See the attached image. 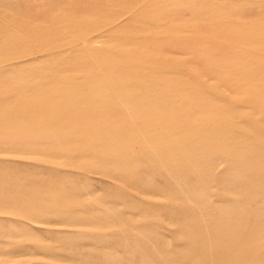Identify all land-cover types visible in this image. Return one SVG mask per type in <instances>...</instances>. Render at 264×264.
Here are the masks:
<instances>
[{
  "label": "rangeland",
  "instance_id": "374dc122",
  "mask_svg": "<svg viewBox=\"0 0 264 264\" xmlns=\"http://www.w3.org/2000/svg\"><path fill=\"white\" fill-rule=\"evenodd\" d=\"M0 264H264V0H0Z\"/></svg>",
  "mask_w": 264,
  "mask_h": 264
}]
</instances>
